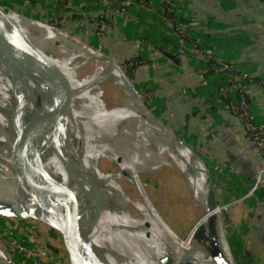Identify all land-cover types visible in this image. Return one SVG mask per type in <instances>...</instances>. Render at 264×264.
<instances>
[{
  "label": "crops",
  "instance_id": "obj_1",
  "mask_svg": "<svg viewBox=\"0 0 264 264\" xmlns=\"http://www.w3.org/2000/svg\"><path fill=\"white\" fill-rule=\"evenodd\" d=\"M165 1L174 21L163 14V0H0L23 15L60 24L65 31L101 47L112 57L89 49L96 59L104 56L114 64L124 65L133 89L127 95L112 77L110 85L124 94L123 99L135 100V116L154 125L164 154L181 155L207 167L221 208L217 209L227 244L236 261L264 264V177L261 185L248 194L261 154L216 93L217 86L225 81L224 74L209 73L205 63H197L192 49L183 44L173 28L175 23H181L218 60L250 73L246 95L256 123L264 128V0ZM12 18L29 33L26 25L33 20L27 22L15 15ZM102 19H107L109 26L100 35L98 26ZM33 41L39 46L38 34H34ZM54 67L65 78L76 75L68 59L58 57ZM103 84L109 89L108 80ZM136 89L148 98V107L159 120L142 105ZM126 123L135 129L130 121ZM140 133L152 149L146 135ZM170 133L203 162L188 148L170 145ZM6 163L0 160V195L21 180L16 169ZM187 179L197 199L204 202L205 188L188 176Z\"/></svg>",
  "mask_w": 264,
  "mask_h": 264
},
{
  "label": "bare ground",
  "instance_id": "obj_2",
  "mask_svg": "<svg viewBox=\"0 0 264 264\" xmlns=\"http://www.w3.org/2000/svg\"><path fill=\"white\" fill-rule=\"evenodd\" d=\"M6 13L19 28L24 38L52 66L55 65L58 58L54 56V52H50V50H54L52 45L57 46L63 52L59 57L68 59L71 66L75 68V72L83 66V64L75 63L76 59L83 54L69 48V43L63 39L65 36L63 32L57 31L43 22L18 15L13 11H6ZM12 15L27 22L29 19L33 20L26 25L28 29L42 27L37 33L40 41L39 46L35 45L33 41L34 34L30 33V30L27 34V31L22 29L24 27L17 24ZM84 47L90 54H93L89 50L92 48ZM95 61L100 66L93 72L84 75V79L78 78L76 74L70 82L67 81L69 90L67 107L70 108L64 110L62 122L51 125L47 120L42 121V125H45L44 133L37 136L32 144L34 156L40 159L44 170L51 177L60 181L72 196L76 205L75 221L84 223L94 219L96 215V220L98 216L100 217L97 223L86 225L81 229L86 239L94 243L95 252L102 257L106 264H155L154 259L151 261L150 257L159 256V254L165 256L167 261L162 262L164 264H237L235 259L230 257L229 251L231 250L227 241L225 244L221 243L219 247L209 243L197 244L192 241L193 228L185 238H181L165 221L163 225L159 221H156V225L154 223V226L152 225L154 228L160 226L158 229L155 228L162 241L161 244L155 245L157 252L138 246L134 241L136 237L124 236L130 229L129 224H132V228L141 233L143 226H145L144 229H150L149 226H146L152 223L149 221L150 216L154 217L157 213L158 219L160 221L163 219L154 204L148 203L145 195L139 193L142 200L135 195H125L119 185L122 182L128 183L131 191L133 189L131 182H135L136 188L139 186L138 190L146 192V183L142 179V174L153 173L167 164L149 152L145 148L146 144L135 140L136 137H140V134L135 129L130 131L126 123L127 119L114 117V114L119 112L124 104L134 105L135 100L132 97H127L123 105L115 107L107 105L102 84L110 77L125 89L127 95L129 90L133 89L124 70L119 64H114L104 56L101 59L95 58ZM101 62L104 64L101 65ZM73 85H80L85 89V93L76 91ZM48 89L49 83L46 79L30 71L12 68L0 57V155L7 157L0 156V160L11 164L19 174L14 150L19 139V126L24 122L19 115L26 108L21 103L22 98H27L33 103L35 113L29 118L35 120L36 117H39L37 102L43 101ZM28 93L29 98L26 96ZM137 97L140 100L138 95ZM89 111H91L90 115H86L85 112ZM60 134L65 137L63 146L56 142ZM49 144L55 149H51ZM100 158L106 160V172L104 173L99 171L96 166V160ZM126 171H128L127 174ZM86 174L92 175L99 186H101L100 183H104L101 216L95 212L94 192L87 184ZM184 174L203 186L191 175ZM33 194L30 195V191L26 188L18 190V185H15L0 195V204L8 207L16 215L23 216L30 213L31 207L27 205V202V204H22L19 200L23 197L27 201L32 197L33 208H38L40 212L47 214L42 202L37 200ZM146 194L148 193L146 192ZM193 194L197 198L194 191ZM217 208L221 209L219 206ZM135 211L148 219L136 221ZM145 211L149 213L147 216H144ZM120 212L125 214L120 216ZM221 228L224 230L222 223ZM226 249L229 250V255L226 254Z\"/></svg>",
  "mask_w": 264,
  "mask_h": 264
},
{
  "label": "water",
  "instance_id": "obj_3",
  "mask_svg": "<svg viewBox=\"0 0 264 264\" xmlns=\"http://www.w3.org/2000/svg\"><path fill=\"white\" fill-rule=\"evenodd\" d=\"M6 11H13L18 15L28 17L0 2V57L8 66L30 71L46 79L49 83L45 98L43 101L37 102L39 117H36L35 120L29 118L19 126V139L14 150V157L21 176V180L17 182L18 190L19 188H26L30 191V195L34 193V197L42 202L41 204L46 208L47 214L40 212L38 208H33L32 197H30L32 202L30 213L23 216L16 215L8 207L0 204V237L16 241L55 264H106L102 257L95 252L94 243L88 241L81 231L86 225L97 223L100 217L98 216L96 220V215L94 219L77 223L75 221L76 205L72 196L60 181L51 177L44 170L40 159L35 157L32 151L33 142L37 136L39 137L44 133L45 125H42V121L47 120L51 125H57L64 119V110L70 108L67 107L68 82L59 69L48 63L24 38L19 28L8 17ZM36 21L42 22V20ZM29 30L32 34L38 33L34 27ZM50 52L53 53L54 50H50ZM51 56L53 55L51 54ZM54 56L59 57L55 52ZM109 58L112 59L110 56ZM78 71L75 72L78 78L84 79L85 76ZM26 96L29 98V93ZM153 116L156 117L154 114ZM156 119L159 120L157 117ZM239 122L243 132L250 139L242 121L239 120ZM66 125L68 126V122ZM171 135L173 136V134ZM177 140L182 142L178 138ZM181 144L191 150L193 155L202 161L189 146L183 142ZM96 166L102 173L106 172L105 158L96 160ZM188 171L193 173L190 168ZM204 174L206 179L202 185L206 190V195L204 202H200L201 212L192 219L183 234L177 231L175 227L173 229L179 237L185 238L193 228L192 241L194 243H209L218 246L221 244L222 220L220 214L216 212L218 205L213 178L207 167ZM86 176L87 184L94 192L95 212H98L101 216L100 210L103 206L102 200L105 190L104 183H100L101 186H99L92 175L86 174ZM184 178L189 185L187 177L184 176ZM191 192L193 197L196 198L192 189ZM19 201L22 204L27 202L23 197ZM135 213L136 216L139 215L137 211ZM229 254L231 259H235L231 251H229Z\"/></svg>",
  "mask_w": 264,
  "mask_h": 264
},
{
  "label": "rangeland",
  "instance_id": "obj_4",
  "mask_svg": "<svg viewBox=\"0 0 264 264\" xmlns=\"http://www.w3.org/2000/svg\"><path fill=\"white\" fill-rule=\"evenodd\" d=\"M49 24L58 29L60 28V30H64L63 28L61 29L60 24H51V23ZM40 29H42V27L37 26L35 30L38 32V30ZM63 37H64L63 39L69 43L70 49H73L74 51L83 54V56H79L75 61V63L83 64V66L78 71L81 75L89 74L100 66L99 63L95 61L93 54H90L87 51V48L84 47L82 43H79L78 41L73 40L74 38L72 37H65V36ZM91 45L92 44H90L89 46ZM52 46L57 56H61L63 54V52L57 46H54V45ZM95 49L96 50L99 49L98 46L95 45L94 50ZM101 51L104 53V50H101ZM100 64L103 65L104 63L101 62ZM120 67L125 71L124 65H120ZM70 79L71 78H66L68 82L71 81ZM130 81L132 83L131 79ZM108 83L110 86L109 89L105 88L106 87L105 84H102L104 95L106 96V100L108 103L107 105L109 107H112V106L115 107V106H119V103L121 102L122 104H124L125 102V98L123 99L124 94H122L121 92L119 93L117 90H115V88L112 85H110L112 83L111 79H108ZM73 87L76 89V91L79 90L80 92L85 93V89L81 88L80 85H73ZM137 92H138V96L140 98L142 105H146L148 110L152 114H154L151 111V109H149L148 107V104H147L148 98L145 95H141V93L138 90ZM120 95L122 97H120ZM21 103L26 108L24 111H22L19 114L20 119L22 121H27V119L29 120V117L33 116V113H35V109H34V106L31 100L27 98H22ZM134 113H135V110L132 108L131 105L124 104L122 109L116 114H114V117L118 116L120 118L127 119V121L129 120L133 124V127L135 128L136 131H138L139 133L143 132L146 135L145 137L151 142V145L153 146L154 150L153 148L150 149L147 146L145 148L152 154L156 155L158 160L167 161L168 164L161 167L160 169H158L157 171L153 173L142 174V179L144 183H146L145 188L148 194H146L145 191L141 192V189L138 190L139 186L138 188H136L137 184L135 182H131V185L133 186L132 187L133 189L131 191H130V186L128 183L122 182L119 185V187L121 186L120 188L122 189L125 195L126 194H129V196L135 195V197H137L138 199L140 198L141 200L142 198L140 197V194L145 195L144 197L147 199L148 203L153 202L154 206L159 210V213L164 220L160 221L158 219L157 213H155V216L154 217L150 216V219H149V221L152 223H149L148 225H146L147 227L149 226L150 229H144L145 226H143L141 227L142 232L140 233L132 228L131 226L132 224H129L130 229L125 233L124 236L126 237L132 236L133 238L136 237L134 241L137 242L136 244H138V246H140L141 248L142 247L150 248V249H153V251L157 252L155 249L156 248L155 245L161 244L162 241L156 230L160 226H158V228L156 226L155 227L156 229L152 227V225L153 226L154 224L156 225V221L161 222L162 225H163V222L166 221L170 224L171 227L173 228L175 227L177 231L183 234L187 226L191 223L192 219L195 218V216L199 212H201L202 210V206L200 204L201 200L193 197L191 189L187 181L184 178L185 176L184 173L188 175H192L196 181L203 183L204 180L206 179V176L204 174L205 168L200 163L194 164L193 160L188 161L189 159H187V157H181V155H168L166 152L164 154L163 153L164 147L162 143L159 142L158 136H156V133H154V132H157L156 129H154V125H151V123L147 120L142 121L139 117L135 116ZM173 136L171 135V133L169 134L168 143L170 145L172 143H175L178 146H184L183 144H181L182 142L177 140L178 137L176 138L175 136L174 137ZM58 138L56 139L57 144H60V146H63L65 143V137H63V135L60 134L58 135ZM59 140H60V143H59ZM135 140L140 143L143 142L144 144H146L144 138L136 137ZM49 146L51 147V149L53 148L52 145L49 144ZM54 149L55 148H53V150ZM0 156L5 157L4 155H0ZM171 157L174 158L175 162L172 160ZM7 164L8 163H6V165ZM107 164L109 165L108 162ZM189 168L192 170L193 173H190L188 171ZM127 173L128 171H126V174ZM15 197H16V194H15ZM27 203L26 204L30 206V204L32 203L31 198H29V200L27 199ZM220 211L216 209L217 213H219ZM144 213H145L144 216H147V214H149L148 211H145ZM124 214H125L124 212L119 213L120 216H123ZM134 218H136V221L137 220L142 221V220L148 219L147 217H142L140 215L136 216V214L134 215ZM224 230L221 229V233H220L221 243L223 244H225L227 241L226 232ZM147 244L149 245L147 246ZM231 252L234 256V253L232 250ZM226 254L229 255L227 249H226ZM150 259L151 261L154 259L155 264H164L162 262L167 261L163 254H159V256H155V257L151 256ZM237 264H240L238 260H237Z\"/></svg>",
  "mask_w": 264,
  "mask_h": 264
},
{
  "label": "built area",
  "instance_id": "obj_5",
  "mask_svg": "<svg viewBox=\"0 0 264 264\" xmlns=\"http://www.w3.org/2000/svg\"><path fill=\"white\" fill-rule=\"evenodd\" d=\"M118 1L124 3L127 0ZM138 1L141 3H148L149 0ZM42 22L47 25L49 24L47 21L42 20ZM108 26V20L102 19L99 22L98 33L103 35ZM52 27L57 31L63 32L65 37H72L79 43H82L83 46L94 49L95 45L89 46L90 44L85 42L81 37L65 30H60V28L58 29L54 26ZM173 28L175 34L183 42V44L192 49L197 63H205L207 70L212 69L214 72L224 74L225 84L218 85L216 93L221 101H226L227 109L235 117L242 121L244 129L261 154L259 168L254 177L252 187L248 193L250 195L261 185L264 177V128L256 123L254 115L250 110L249 100L246 95V83L250 79V73L247 70L238 69L226 61L218 60L210 50L202 47L203 41L198 36L189 33L181 23H175ZM98 48L99 49L97 50H102L101 47ZM104 54L106 53L104 52ZM0 264H42V260L26 246L1 237Z\"/></svg>",
  "mask_w": 264,
  "mask_h": 264
},
{
  "label": "trees",
  "instance_id": "obj_6",
  "mask_svg": "<svg viewBox=\"0 0 264 264\" xmlns=\"http://www.w3.org/2000/svg\"><path fill=\"white\" fill-rule=\"evenodd\" d=\"M163 3H164L163 14L166 15L167 17H169V19L171 18L174 21V15L172 13V10H169V4H167L165 0H163ZM208 72L212 73L214 71L212 69H208ZM223 84H225V81L220 82V85H223ZM222 102H224L225 106H226V101H222ZM14 242H16V241H14ZM35 255L42 260V264H55L54 262L44 258L41 255H38L37 253H35Z\"/></svg>",
  "mask_w": 264,
  "mask_h": 264
}]
</instances>
